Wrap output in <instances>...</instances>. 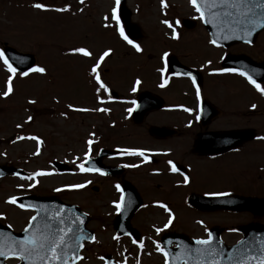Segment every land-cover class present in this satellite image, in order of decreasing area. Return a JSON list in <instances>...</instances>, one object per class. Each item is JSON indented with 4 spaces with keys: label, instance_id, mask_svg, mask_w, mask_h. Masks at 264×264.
<instances>
[{
    "label": "rangeland",
    "instance_id": "obj_1",
    "mask_svg": "<svg viewBox=\"0 0 264 264\" xmlns=\"http://www.w3.org/2000/svg\"><path fill=\"white\" fill-rule=\"evenodd\" d=\"M34 2L36 0H0V49L8 43L21 52L34 55L37 65L49 70L43 76L30 74L28 77L14 78L13 93L7 98L0 96V156L2 164L28 168V176L38 170L54 174L36 177L38 183L31 188L28 185L34 182L30 180L9 178L0 181V214L4 217L0 221L11 225L15 231H22L26 227L32 213L7 204L6 200L10 196H20L23 193L47 195L59 188L60 181L67 178L58 175L52 168L54 161L64 160L73 165L80 159L78 153L84 151V140L99 135L101 139L106 136L107 130L119 129L109 128V112L89 111L78 114L66 107L70 102L76 105V101L70 100L80 99L81 94L87 93L89 64H94L104 50L112 49L111 57L105 58L98 72L105 84L112 83L113 90L121 93L132 78L155 71V65L159 67V52L172 50L176 46H189L193 49L204 42L203 39H192L189 34L178 31L180 27L177 29L180 39L173 40L170 30L161 23L163 19L187 18L190 6L188 0H166L169 7L164 10H161L160 0H126V6L131 12V22L140 29V38L135 43L140 44L143 49L141 53L135 52L116 31L115 23L110 19L113 0H84L82 5L78 0H43L45 4L55 7L70 4L71 10L66 13L38 11L31 7ZM105 16L109 20L105 21ZM105 23L112 27L105 28ZM76 46H86L92 52V57L66 54ZM263 50L264 40L259 52ZM246 52L258 57L253 50L247 49ZM200 57L192 55V59L187 61ZM261 58L264 59V51ZM7 75L0 63V93L4 90ZM29 100H35L36 103L29 104ZM254 100L248 98L244 103L243 125L264 136L263 101L259 106L260 114L252 115V111L247 109V105ZM259 112L257 110L255 113ZM28 116H32L33 120L25 123ZM17 125L21 127L18 128ZM20 136H37L42 140L40 154L33 155L37 147L35 141L17 139ZM116 143H120L118 138ZM252 157L261 162L260 167L258 164H250ZM234 162L237 166L224 171L227 174V193L264 198V140L258 139L251 144L244 150L243 156L235 158ZM18 185L24 187L20 188ZM224 187L225 184L222 189ZM69 197L72 201L80 202L89 213V227L96 236L93 242L95 245L91 244L82 253L84 259L80 264H104L100 257L111 251V255L121 261H125L127 254L126 264H164L160 252L159 256L155 252L151 257L146 256L151 248L148 245L143 244V250L139 251V247L131 248L132 243L126 240L114 239L111 228L115 210L113 196L89 190ZM188 209L179 207L173 211L172 220L177 222L173 230L198 237L204 235L203 229L191 219L193 216L189 215ZM163 211L159 209V222H163ZM180 215L185 217L179 222ZM202 218L208 224H222L226 229L224 237L232 242L241 238L236 232L238 227L251 223L264 224V216L256 217L251 213L212 214ZM160 227L164 230L159 223ZM18 263L16 259L7 261V264Z\"/></svg>",
    "mask_w": 264,
    "mask_h": 264
},
{
    "label": "flooded vegetation",
    "instance_id": "obj_2",
    "mask_svg": "<svg viewBox=\"0 0 264 264\" xmlns=\"http://www.w3.org/2000/svg\"><path fill=\"white\" fill-rule=\"evenodd\" d=\"M180 28L182 33L189 34L192 39L199 38L204 42L200 47L193 49L189 46H176L167 51L169 53L168 71L165 76L168 82L164 87L159 86L162 83V78L158 72V69L162 67L160 57L164 51L159 52V67L155 65L154 72L146 73L144 76H135L121 93L115 91L112 96L109 94L110 99L109 96L101 94L105 100L103 104L98 103L95 92L96 85L92 78L88 77L87 93L81 94L80 99L76 100L77 108L107 107L109 109V128L119 127V129L117 131L107 130L106 136L103 137L105 147L100 143L99 136L92 139L94 143L91 146L90 160L99 157L101 149L115 152L107 153L99 162L87 163L86 166L94 165L99 168L104 164L113 168V172L111 175L79 172L76 165L84 161L85 153L88 152L86 143L88 140H84V151L78 153L80 159L75 164L64 167L67 179L60 181L59 184L63 189L59 191L60 198L81 209L83 206L80 202L70 200L69 196L90 190L94 193L101 192L111 195L113 196L112 201L119 202L124 189L127 191L133 189L137 192L142 204L130 220V224L135 230L123 239L127 241L136 239L138 243L132 245L136 248L139 247L140 241L151 247L146 253L147 257L153 256L154 252L159 256L153 242H159L163 236H159V233L156 232V229L159 228V209L164 210L159 206L160 204L166 205L171 212L176 211L175 209L179 207L189 208V215L193 216L191 219L204 231V235L199 237L188 235L190 238L206 239L208 232L216 227L223 230L221 238L226 244H235L240 239L238 238L234 242L226 239L224 237L225 227L222 224H208L202 218L212 214L215 216L227 215L228 212L205 211L203 202L193 205L191 200L219 197V195L213 194L227 193V174L224 171L237 166V163L234 162L235 158L243 156L244 150L255 143L258 140L257 137H261V134L251 127L257 135L253 141L244 143L239 140L236 134L244 128L250 129L243 125L242 112L246 99H255L247 105V109L252 111L250 112L252 115H258L262 101L264 103V96L247 85L237 73H221L218 70L224 68L223 60L228 55H250L259 66V75L263 74L264 59L261 58V54L264 50L260 52L259 50L262 40H264V31L253 45L240 44L228 49L223 46L215 47L207 42L210 37L206 26L201 21L187 25L182 23ZM241 47L245 49L241 50ZM247 49L253 50L258 57L246 52ZM192 55L201 57L191 62L187 61V59H192ZM208 61L211 63L209 64ZM92 65L93 63L89 64L88 68L90 69ZM181 67H184L196 78L195 85L183 73L175 75ZM137 79L141 83L136 86V92H132L131 89ZM107 86L110 92L114 89L110 82L107 83ZM261 86L264 87V82L261 83ZM197 87L200 89L199 100L196 97ZM131 100H135L138 107L129 114L126 110L129 107H134L128 103ZM253 104L256 105L254 109L251 107ZM184 108L191 109V112L184 111ZM142 110H147L144 117L135 115L136 112L141 114ZM257 110L259 113H255ZM197 115L200 117L199 120L196 119ZM141 118L142 121H139ZM153 129H159V131H153ZM116 138H118L119 144L116 143ZM115 148L117 149L115 150ZM121 149L143 150L148 159L124 154L120 151ZM0 159H2L1 156ZM168 161H172L180 171L172 172ZM260 163L254 157L250 159L251 165L258 164L260 167ZM124 165L137 166L125 167ZM185 175L188 177L187 183L183 179ZM88 181L91 183H87L86 187L81 189L66 187L84 184ZM117 184L120 186L119 190L116 188ZM223 184H225V189H222ZM113 208H115L114 203ZM113 213L112 223L115 222L118 215L116 209ZM162 215L164 218H161L163 222L160 223L165 224L169 219V212L164 210ZM184 217L185 215L179 216V222ZM176 223L174 221L173 225ZM90 245L86 244L84 250L86 251ZM111 253L112 251L108 252V254ZM125 258L127 259V254ZM115 259L125 264V261Z\"/></svg>",
    "mask_w": 264,
    "mask_h": 264
},
{
    "label": "snow or ice",
    "instance_id": "obj_3",
    "mask_svg": "<svg viewBox=\"0 0 264 264\" xmlns=\"http://www.w3.org/2000/svg\"><path fill=\"white\" fill-rule=\"evenodd\" d=\"M79 4H84V0H78ZM190 7L197 13V16L194 18L199 19L204 24H211L213 28H216L217 31L211 33V39L208 43L220 47V40H242L245 43H251L250 37L257 29L264 30V0H188ZM121 5V0H113V5L110 10V19L115 23L116 31L118 32L121 39H123L128 45H130L135 52L141 53L143 49L140 44L135 43L132 39L125 34L124 27L121 25L120 15H118V10ZM31 7L35 8L38 11L42 12H56V13H66L71 10V5L65 3L63 6L55 7L48 4H45L43 0H36ZM161 10L167 9L169 6L166 3V0H160ZM83 9H78L82 11ZM166 15V13H165ZM104 20H109L108 16L104 17ZM161 23L170 30L171 39L179 40L180 33L177 29L181 26V21L179 19L169 20L163 19ZM105 28L112 27L111 24L105 23L103 25ZM112 52V49L104 50L96 59L95 63L90 67L89 75L94 81L96 87V99L98 103L103 104L105 100L101 97V93H109V87L101 79V75L98 72L100 65L105 61V58L109 57ZM66 54L69 55H78L84 58H91L92 52L86 46H76L67 51ZM169 53L167 51L163 52L160 59L162 61V67L158 69V72L161 74L162 83L160 87H164L168 80L165 76V73L168 71L167 58ZM0 63L3 64L5 71L7 72V77L5 80V87L0 96L4 98L9 97L13 91V80L17 77H28L30 74L45 75L47 69L45 66L41 65H29L27 67H22L25 65L26 61L21 57H8L6 52L3 49H0ZM210 64L211 61H208ZM221 73L235 72V69L223 68L218 70ZM240 76L244 77L247 82L262 96H264V87L261 86V83H258L253 76L249 75L245 71H239ZM175 75H181V73H175ZM183 75L188 76L193 85L196 84V78L190 73H183ZM141 81L137 79L134 82L132 87V92H136L137 87ZM196 97L199 100L200 98V89L196 88ZM111 97L109 96V99ZM29 104H35V100H29ZM128 103L132 104L134 107H129L126 111L131 114L136 107H138L135 100H131ZM72 111L76 112H87V111H96V112H108L109 109L97 107L94 109L87 108H75L72 105H68ZM253 109L256 107L255 104L251 106ZM186 112H191V109L184 108ZM66 115V114H62ZM196 119L199 120L200 117L197 115ZM33 120L32 116H28L25 123H28ZM21 127V125H17ZM17 139L24 140L30 139L36 142V151L33 155L40 154V145L43 143L37 136H20ZM259 140H264V136L257 137ZM15 142V141H13ZM88 152L85 153L84 161L77 164L76 167L80 173H90L95 172L100 175H106V172L101 170L94 165L91 167L86 166L90 160L91 146L94 143L92 139H89L87 142ZM124 154L134 155L143 157L145 160L148 157L145 156L143 150L136 149H121ZM79 159V158H77ZM170 165V170L172 172H179L180 170L172 162H167ZM125 167H136L137 165H124ZM54 173L51 171L38 170L32 173L29 176L21 177V179H26L33 181L34 183L29 184L28 187H34L36 177L49 176ZM183 175V173H180ZM184 182H188V177L183 176ZM87 183L84 184H75L66 186L73 189H81L86 187ZM18 187L23 188L24 185H18ZM116 188L119 190L120 186L117 184ZM63 189L57 188L55 191H62ZM213 195L227 196L229 193H215ZM19 197L10 196L6 203L14 205L22 210H32L37 212V215H32L27 226L23 229L24 237L23 239H16L10 234H5L0 232V257L4 260L16 259L19 261H24L26 264H76L77 261L84 259L81 255L78 254L77 249L82 248L83 244L81 243L84 240L95 241V237H88L83 233V230L79 228V225L83 224L81 216L72 214L70 218H65L62 215L64 212L71 213V209H65L62 206L59 207L56 211L52 213H47V209L43 206L37 208L35 205L19 203ZM124 204V196L121 195L119 202H114V207L118 213L122 211V205ZM166 212H169V219L164 225V228L169 227L172 223V214L170 209L164 204L159 205ZM41 212L46 213L45 216H38ZM0 219H4L3 214H0ZM76 226V227H74ZM10 228L11 225H8ZM162 229L157 228L156 232L159 233ZM232 231H235L233 229ZM71 237L73 243H69L68 238ZM114 239L119 240V236H115ZM133 244H137L136 239H132ZM155 248L160 252L164 257V264H171L170 256L164 248L161 247L159 242H153ZM240 248L237 249V256L232 261V264H264V238H259L253 243L256 247L248 244L246 241L238 242ZM197 247L195 249L188 248L186 251L189 255L195 254L198 259L196 264H221L220 257H222L223 250L217 249L213 246V235L211 232H208L207 239H197L195 241ZM139 248L143 249V242H139ZM101 260H104V257H100ZM107 264V262H106ZM126 264V258H125ZM184 264H188V260L184 261Z\"/></svg>",
    "mask_w": 264,
    "mask_h": 264
},
{
    "label": "water",
    "instance_id": "obj_4",
    "mask_svg": "<svg viewBox=\"0 0 264 264\" xmlns=\"http://www.w3.org/2000/svg\"><path fill=\"white\" fill-rule=\"evenodd\" d=\"M119 15H120V19L121 21L125 24V28H126V33L127 35L132 38V39H138L140 37V30L139 28L134 25L133 23H131L130 19H131V13L130 11L126 8L125 6V1L121 0V5L119 8ZM260 29H257L256 32H254L252 34V36L250 37L251 42H253L257 36V34L260 32ZM215 32V31H212ZM211 32V33H212ZM238 42H243L242 40H236V39H230V40H220L219 43L225 45V46H231L234 45ZM5 52L7 54L8 57H21L24 58L26 63L25 65H23L22 67H27L29 65H34L35 63V58L33 55L31 54H24V53H20L17 50L11 48V47H5ZM228 60H230L228 58ZM246 139V138H245ZM1 175V174H0ZM19 203H23L25 205L28 204H32L35 205L37 208L43 206L44 208L47 209V213H52L54 211H56L59 207H63L66 210L67 209H71L68 208L67 206L63 205L62 203L58 202L55 199H49V198H37V197H24V198H20ZM227 208L229 210H234V211H253L254 213H264V200H259V199H253V198H228L227 199ZM72 212H64L62 213L63 216H65V218H70L72 214L75 215H79L81 216L82 220H83V224L79 225V228H81L83 230V233L88 236V237H92L93 234L90 230L87 229V223H88V218L85 215H82L81 213H79L76 210L71 209ZM37 215V214H36ZM46 213L41 212L38 216V220L40 218V216H45ZM126 213L122 214V226L120 227V221H118L115 226L116 229H118V231L121 234L124 233H128L126 232L127 229H129V225H128V221H129V217L126 219ZM76 227V226H74ZM0 232H3L5 234H10L11 236L15 237L16 239H23L24 237V232L22 233H14L9 227L6 226H0ZM243 232L245 233L246 237L243 241L248 242V244L252 245L253 247H256V245L253 243L255 240L259 239V238H264V227H246L243 229ZM120 234V235H121ZM69 243H73V241L71 240V237L68 238ZM84 241H90V240H84ZM82 241L81 243L83 244ZM240 248V245L228 250L227 253V258H224V255L222 257H220V262L221 264H232V261L236 258L237 256V249ZM82 248H78L77 252L80 255V251ZM201 259V258H198ZM6 260H4V258L0 257V264H6L5 263ZM21 264H26V262L21 261ZM107 264H115L113 261H111V259L107 260ZM171 264H173L172 260H171Z\"/></svg>",
    "mask_w": 264,
    "mask_h": 264
}]
</instances>
